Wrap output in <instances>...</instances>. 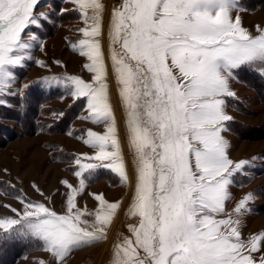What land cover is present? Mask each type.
<instances>
[{
  "label": "snow or ice",
  "instance_id": "6c2138e0",
  "mask_svg": "<svg viewBox=\"0 0 264 264\" xmlns=\"http://www.w3.org/2000/svg\"><path fill=\"white\" fill-rule=\"evenodd\" d=\"M70 2L87 25L80 29L85 39L73 48L90 61L85 67L94 73L93 82L79 77L52 82L63 83L66 89L70 84L68 94L87 100L85 118L106 126L104 134L87 132L85 143L96 152L86 157L91 163L76 159L75 175L109 169L127 183L98 39L103 4L101 0ZM37 4L38 0H0V98L12 94L14 69L26 60L31 44L24 36L30 26L38 25ZM234 10H240L239 0H122L113 10L110 60L136 164L129 214L139 217L138 226L129 228L134 238L116 245L113 264H256L252 254L260 251L264 234L245 242L238 219L231 214L217 218L231 198V178L249 164L227 155L221 133L232 117L224 111L223 97L235 95L229 87L234 70L264 65V29L258 26L259 34L253 36L238 16L233 19ZM260 71L264 74V68ZM80 183L79 190L67 184L71 193L63 215L44 203L17 197L23 210L11 208L18 218H0V235L42 242L43 250L59 264L73 250L105 238L120 205L107 202L102 194L95 196L100 210L89 223L82 217L92 214L75 203L85 181ZM252 199L251 193L245 196L234 212L246 211ZM259 264H264V257Z\"/></svg>",
  "mask_w": 264,
  "mask_h": 264
},
{
  "label": "rangeland",
  "instance_id": "374dc122",
  "mask_svg": "<svg viewBox=\"0 0 264 264\" xmlns=\"http://www.w3.org/2000/svg\"><path fill=\"white\" fill-rule=\"evenodd\" d=\"M101 2L102 35L98 39L108 70L110 102L126 164L127 183L109 169L85 172L83 177L75 175L79 170L76 159L91 163L93 161L86 157L96 152L85 143L87 132L104 134L106 126L85 118L89 115L87 100L83 97L75 99L68 94L70 84L66 89L63 83L52 82L53 78L66 82V77L93 82L94 73L85 67L90 61L73 48L85 39L80 29L87 25L76 10L77 5L70 0H38L34 9L38 25L30 26L24 36L31 44L25 52L26 60L14 69L12 94L0 98L4 101L0 107L7 108L2 112L0 123L14 134L0 140V218H18L11 211V208L23 210L24 205L17 197H23L26 202L44 203L57 214H66L71 193L67 184L79 190L81 179L85 184L77 192L75 203L81 211L92 214H86L82 219L89 223L94 221V214L100 210V202L95 199L97 195L102 194L107 202L120 205L106 228L105 238L73 250L63 264H113L116 245L126 238H134L129 228L139 224V217L129 214L136 185L135 154L130 146L127 114L110 60L112 13L122 3L115 6L109 0ZM239 9L232 12L233 19L238 16L243 28L253 36L258 35V26L264 29V0H239ZM30 36L35 38L30 39ZM41 61L44 66L39 63ZM250 67L261 73L264 65ZM239 70H234L229 80L230 90L235 95L223 97L224 111L232 119L225 122L221 135L228 145V157L234 162L244 160L249 164L231 178L228 186L231 198L225 202V213L217 218L224 219L226 214H231L232 219H238L241 239L247 242L253 236L264 234V97L240 77ZM41 91L49 96H43ZM75 104L76 109L67 115V110ZM18 115L23 120L17 118ZM250 193L253 199L247 203V210L236 214L234 209ZM22 239L27 241L11 264H59L52 253L43 250L42 242ZM252 255L259 264L264 257V241L260 242V251Z\"/></svg>",
  "mask_w": 264,
  "mask_h": 264
},
{
  "label": "trees",
  "instance_id": "16d2710c",
  "mask_svg": "<svg viewBox=\"0 0 264 264\" xmlns=\"http://www.w3.org/2000/svg\"><path fill=\"white\" fill-rule=\"evenodd\" d=\"M238 74L242 79L249 82L252 86H254L259 93H261L262 97H264V75L255 70L254 68L250 66H243L238 71ZM43 92L41 91V94ZM40 94V92H39ZM44 94V93H43ZM45 97H48V95H43ZM76 109V104L71 106L67 110V115H71L73 110ZM7 111V108L0 107V117L2 115V112ZM20 120H23L20 115L17 116ZM61 123H58L57 125H60ZM65 124V122H64ZM65 126V125H64ZM63 128V127H62ZM13 136L11 131H8L6 126L0 123V140H2L5 136ZM4 139V138H3ZM27 240H23L21 237L14 235L6 236L5 234L0 238V264H11V262L14 260V258L20 253L21 249H23L25 242Z\"/></svg>",
  "mask_w": 264,
  "mask_h": 264
},
{
  "label": "built area",
  "instance_id": "2783aa9c",
  "mask_svg": "<svg viewBox=\"0 0 264 264\" xmlns=\"http://www.w3.org/2000/svg\"><path fill=\"white\" fill-rule=\"evenodd\" d=\"M110 4H113L115 6L120 5L122 3V0H109Z\"/></svg>",
  "mask_w": 264,
  "mask_h": 264
},
{
  "label": "bare ground",
  "instance_id": "6f19581e",
  "mask_svg": "<svg viewBox=\"0 0 264 264\" xmlns=\"http://www.w3.org/2000/svg\"><path fill=\"white\" fill-rule=\"evenodd\" d=\"M89 15H92V11H89Z\"/></svg>",
  "mask_w": 264,
  "mask_h": 264
},
{
  "label": "crops",
  "instance_id": "0c3cea01",
  "mask_svg": "<svg viewBox=\"0 0 264 264\" xmlns=\"http://www.w3.org/2000/svg\"><path fill=\"white\" fill-rule=\"evenodd\" d=\"M262 19L264 20V17Z\"/></svg>",
  "mask_w": 264,
  "mask_h": 264
}]
</instances>
